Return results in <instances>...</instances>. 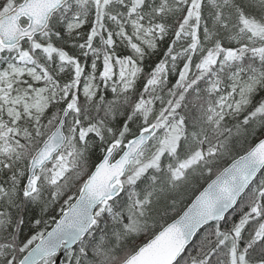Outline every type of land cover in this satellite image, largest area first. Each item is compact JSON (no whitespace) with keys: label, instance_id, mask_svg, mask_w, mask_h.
I'll return each mask as SVG.
<instances>
[{"label":"snow or ice","instance_id":"1","mask_svg":"<svg viewBox=\"0 0 264 264\" xmlns=\"http://www.w3.org/2000/svg\"><path fill=\"white\" fill-rule=\"evenodd\" d=\"M0 264H264V0H0Z\"/></svg>","mask_w":264,"mask_h":264}]
</instances>
